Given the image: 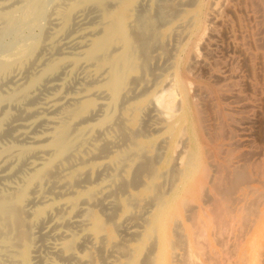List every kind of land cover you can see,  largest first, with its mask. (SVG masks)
Instances as JSON below:
<instances>
[{
  "label": "bare ground",
  "instance_id": "6f19581e",
  "mask_svg": "<svg viewBox=\"0 0 264 264\" xmlns=\"http://www.w3.org/2000/svg\"><path fill=\"white\" fill-rule=\"evenodd\" d=\"M209 5L212 7V2ZM209 9L207 0H0V137L11 134L16 139L28 138L24 145L0 144V179H9L24 160L29 161L27 170L16 176L17 184L5 183L0 188V264H33L37 251L30 249L32 225L40 223L47 211L43 188L52 184L51 190L59 189L55 191L59 193L62 188L69 189L70 181L62 178L74 168L75 160L84 163L86 148L97 138L92 158L113 152V159L101 167V171L110 170L109 177L97 187L92 181L85 182L79 203L55 205L58 211L65 212L66 208L78 215L74 220L54 222L78 227V238L58 248L64 252L62 261L78 259L75 246L88 240L99 246L100 259L106 264H264V190L248 188L251 179L248 182L247 173L239 168L241 163L224 174L219 161H204L211 155L193 144L188 123L189 90L181 65L187 63L190 73L199 64L195 52L206 36L208 23L215 22ZM174 36L182 40L175 39L176 44L168 51L167 40ZM62 41L64 48L74 42L76 50L54 55ZM46 50L48 56L42 55ZM157 50L173 57L171 65L166 64L173 72L168 74L164 98L163 92L157 96V89L165 84L166 76L153 73L160 65L152 67L160 56ZM165 61L161 60L163 64ZM65 64L72 66L71 71L80 65L91 68L87 88L73 97L55 94L46 107L33 104L30 99L38 85L61 72ZM68 100L74 102L70 108L65 105ZM15 107L31 120L21 118L23 121L16 124L14 119L20 115L15 116ZM41 109L57 111V115L44 117ZM148 112L154 114L149 117ZM146 113L145 121L155 116L147 128L143 127ZM83 121L87 122L85 127L77 128L76 124ZM36 122H46L48 128L41 136L28 135L26 129ZM210 137L207 135L208 140ZM220 149L217 151L224 153ZM240 187H247V191L237 194ZM37 201L44 205L31 208L30 203ZM96 202L107 212L105 221L88 207ZM209 203L215 204L211 208ZM230 205L242 213V227L240 232L239 226L235 229L236 236L224 229L228 218H233L234 207L230 209ZM223 209V214H216ZM108 227L124 232L114 251L116 243L113 245V237L106 234ZM226 237L240 239L236 251L232 249L235 254L230 251L234 255L231 258ZM90 254L76 262L97 264Z\"/></svg>",
  "mask_w": 264,
  "mask_h": 264
},
{
  "label": "rangeland",
  "instance_id": "374dc122",
  "mask_svg": "<svg viewBox=\"0 0 264 264\" xmlns=\"http://www.w3.org/2000/svg\"><path fill=\"white\" fill-rule=\"evenodd\" d=\"M207 1H208V6L210 7V9H212V10H210V9L209 10L212 13V15L214 16L215 22L212 24L208 23V29H207L206 36L200 42L201 46H198L197 50L195 52L197 57H198V61H199L198 63L199 64H196V67H192V69H191L192 73L188 72V70L190 71L191 67L188 69L189 66L187 65V63H186V65L185 64L181 65V73L183 74V76H185V77H183V79L185 80V82L188 86V90H189V97H188V102H187V107H188V112H189L188 123L190 124L189 125L190 130H192V132H193V133H191V135L193 134V141H194L193 144L196 143L199 147L202 148L203 152L208 151L207 152L208 156L211 155V156H209L211 159L209 157H208L209 159L206 158L207 157V155H206L204 161H206V162H209V161L212 162L213 161L214 162L213 159H215L217 163L219 161L223 165V166L220 165V167H222L223 170L225 169L224 174H226L227 171H229V169L230 170L235 169V167H238V165L241 163L242 165H239V168L241 166V169H243L247 173V176L249 178L248 182L251 179L250 180L251 182H249L248 188L251 189V191H254V190L256 191V189L257 190H259V189L264 190V47H263L264 46V44H263L264 43L263 42V40H264L263 39L264 38L263 37L264 36V0H222L223 3L220 0L219 1L218 0L217 1L216 0H214V1L213 0H207ZM224 1H225V3H224ZM211 2L213 4L212 7L214 8V6H215L216 8L213 9L211 7V5H209V4H211ZM220 3H222V5ZM218 9H220V10H218ZM223 30H224V33H223ZM49 32H51V31L49 30ZM217 33H218V35H217ZM211 35H213V37ZM246 36H247V38H246ZM177 38L178 37L174 36L173 38H170V40L169 39L167 40L168 51H170V49L173 47L172 45L176 44L175 41H177V40H175V39H177ZM171 39L174 42L171 41ZM180 40H182V38H178L177 42H180ZM170 42L173 44H171ZM261 42H263V43H261ZM72 44L70 43L68 47L64 48V44L62 41V45L60 44L59 45L60 47L58 46V48L53 51L54 55H56L57 52L61 53V54H58L56 56L62 55L63 52H69V53L73 52L74 50H76V48H75L76 44L74 42ZM258 44L260 47L258 46ZM170 45H171V47H170ZM254 45H255V47H254ZM203 48H205V49L203 50ZM156 52H157V54L159 53L160 56L157 57L156 61H158V62H156L154 64L155 66L152 65V67H156V64H157V66L158 65L161 66L160 63H162L165 60L169 61V62L165 61L164 64L162 63L163 67L166 66V68L165 67L161 68L162 71H160V69L158 70V68H160V66H159L158 68L157 67L154 68L155 70L153 72V73L159 72L161 75L163 74L164 78L166 76L165 84L160 86L157 89V91L159 93L163 92L162 93L163 95L161 93L159 94L156 91V93H158V95L156 94L158 97H159V95H162L161 98L162 97L164 98V96L167 94L165 92H167V89H168V80H167V78L169 79L168 74H171V72H173L171 66H170V68L168 67L169 64L171 65V61L173 60V57H172L171 53H170V55H171L170 56L168 52L165 53L164 55H163V53H160V51H158V50ZM239 53H240V55H239ZM251 53H252V55H251ZM41 54L42 55L45 54L48 56V51L47 50L43 51ZM154 54H156V53L154 52ZM165 55L168 57H166ZM161 60H162V62H161ZM166 64H168V65H166ZM71 67H72L71 65L65 64L60 69L61 72H58L59 74L57 73L52 78H50L49 79L50 81L45 80L40 85H38V87L36 88L35 92L32 95V98L33 97L34 98L30 99L31 102H32V100H34L33 104L40 106V107H46V103L49 100L53 99L55 97V94H59L62 96H67V97H73L75 95H78L82 91H84L87 88L88 83L92 80L90 77L91 68H87L84 65H80V66L76 67L73 71H71ZM193 68L195 71L193 70ZM165 69H167V70H165ZM230 73H231V75H230ZM187 74H189V75H187ZM215 76L216 77L219 76V77L216 78ZM233 76H235V77H233ZM170 77H172V75ZM223 79H224V81H223ZM214 81H216V83ZM55 83L59 84L60 86L57 87L55 85ZM230 83L233 85H231ZM47 87H48V89H45ZM43 89H45V90L43 91ZM256 89L258 91H256ZM194 90H195V92H194ZM193 92L195 93L194 95H193ZM256 93H259V94H256ZM218 97H220V98L218 99ZM212 102H214V103H212ZM73 104H74V102H72L70 100H68L65 103V105L68 107L69 106L72 107L71 105H73ZM196 108H198V110ZM227 109H229V110H227ZM232 109H233V111H232ZM12 110H13L16 117L18 115H20V117L19 116L17 117L18 118L17 120L14 119L16 124H20L23 121V119H27V117H29L25 114V112L20 107L12 108ZM19 110H21V111L19 112ZM163 110L164 109L161 108V111H163ZM41 112H43L42 114L44 117L57 115V111H53V112L50 111V113H49V111L41 109ZM148 113H149V117H151V115L154 114L152 112H148ZM226 113H227L228 117H227ZM21 118H23V119H21ZM154 118H155V116H152V118H149L148 121L147 120L145 121L144 119H148V114L146 113V115L143 118V120H144L143 123H146L145 125H148V126L143 125V127H145V128L150 127L154 122ZM212 118L215 120H212ZM229 119H231V120H229ZM27 120H31V118H28ZM151 120H153V121H151ZM216 120H218V122ZM91 121H93V120H89L88 122H91ZM212 121H214V122H212ZM233 121H235V122H233ZM86 123L87 122L83 121V122L77 123L76 126H77V128H82V127H85ZM34 124L35 125L37 124L38 126L36 125L37 127L36 126L34 127ZM210 124L212 127L215 128L214 130H218V128L220 127V129H222V131H223L225 129H223L222 127L225 126L224 128H226L225 131L227 133H225V131L222 132L220 129L218 130V132L211 130ZM214 125H216L217 128ZM32 127H33V130L31 129ZM201 127H202V129L204 127L207 128V130L210 129V131H207L205 128L202 130ZM19 128L20 127H18L17 129H19ZM47 128H48V125L46 122H39V123L36 122V123H31L30 127L28 129H26V132L28 133V135L41 136L42 133ZM20 130H23V129L21 128ZM228 131H230V132L228 133ZM210 132H211V134H210ZM219 132H220V134L218 135L217 133H219ZM229 134L232 135V138L229 137ZM207 135H208V138H209V135L211 137L213 136L212 137L213 139L210 137V140H208ZM233 135H234V137H233ZM2 136L0 137V144L1 145L10 144V143L15 144V145H22V144L24 145L28 142V138L26 136H24V138H19V139L18 138L16 139V137H13V135H11V134H8V136L4 135V138H2ZM216 136H217V138H216ZM218 136H219V138H218ZM220 136H221V139H220ZM83 138H86V136H84ZM119 138L122 139V137H120V136H119ZM219 140H220V143H219ZM231 141H234L233 145L230 144V143H233ZM235 141H237V142H235ZM227 142H228V144H227ZM239 142H242V143H239ZM91 143L92 144L88 145V147L86 148V150L84 152V159H85L84 163L80 160L79 161L75 160L74 161L75 162L74 168L69 169L66 172V174L64 175V178H62V180H69L70 181V183H71L70 185H72V186L69 187V189L66 190V189L62 188V189H60L62 192L59 193V192H55V191H58L59 189H56L53 191L51 190L50 186L52 184L50 186H45L43 188V194L46 196V200H47V204L45 203L47 206L46 207L47 211H46V214L44 215V217L40 223L36 222L32 225V239H31V243H30V249L32 251L33 250L37 251V252H35V255H37V256H36V259L33 260V264H44L45 262H48V261L49 262L51 261L55 264H72V263L73 264H80L79 262L81 260H78V259H85V258H87V256H89L90 253L92 254V256H94L96 258L97 264H106V261L105 262L103 260L101 261V259L103 257H101V255H100L101 251H100L99 246L92 243V241H88V240L85 242L81 241V242L77 243V245L75 246L74 252L76 253L75 254L76 258H78V259H74L75 260V261L73 260L74 262L70 261L71 263L68 261L66 262L64 260L62 261L61 257L63 256L62 253H64V252L63 251L61 252V250L60 249L58 250V248H60L63 244H65L71 238L72 239H75V237L78 238V236L76 234V232L78 231L77 230L78 227L72 223H70V225L69 224L68 225L67 224L58 225L57 223H54L55 221L59 222L61 219L74 220V219L78 218L77 213H75L73 211H69V210L66 211V208H65V212H64V210L58 211L56 209V206H55V205H57V203H60V204L63 203L65 205H72L73 203H79V201L82 200L81 190H82V186L85 185V182L88 183L89 181H92L90 183H93L97 187V186L102 184V181L104 179H107L109 177V171L110 170L106 169L104 171L103 170L101 171V167L104 165L103 164L104 162H106L109 159H113V152H111V154L109 152V154H106L104 158L102 157V158H95L94 159V158H92V156H93L92 149H93V146L98 143V138H97V140L91 141ZM219 144L221 145V147L219 146ZM249 145H251V147ZM230 146L235 147V149L230 147ZM179 147H180V145L177 148H179ZM210 148H212V149H210ZM219 149H220V151H224V153L221 152V154H220V152L217 151ZM227 149H228V152H229V149L230 150L232 149L231 152H229L230 154L227 152ZM249 149H250V151H249ZM210 151H211V153L209 154ZM233 152H235V153H233ZM225 153H227L228 155ZM91 154H92V156H91ZM238 154L241 156L243 155L244 157L243 156L242 157L244 159L241 156H238ZM244 154H246V156ZM107 155H109V157ZM225 155L227 156V158ZM251 155L253 157H251ZM218 156H221V158H219ZM240 157L242 158L241 160L239 159ZM245 157H247V158L250 157V158L246 159ZM233 159H235V160H233ZM236 159H237V161H236ZM247 160L248 161L250 160V161L248 162ZM244 161H246V162L244 163ZM28 162H29L28 160L27 161L24 160L20 165L21 169L19 168V171L16 172L9 179L8 178L7 179L6 178L0 179V183H1L0 188H3L5 183H10L13 185L15 183L17 184L19 180H18V177H16V176L21 175L23 172H25L27 170ZM79 162H80V164H79ZM235 162H238L237 166H236ZM234 164H235V167H234ZM243 164H244L245 168H242ZM228 165H230V166H228ZM226 169H228V170L226 171ZM225 171H226V173H225ZM86 172H87V174H85ZM0 174H2L1 170H0ZM75 175H79V177H77ZM86 175L89 177V179ZM261 175H263V176H261ZM73 177H74V179L75 178L78 179V180L77 179L74 180V182H76L77 184L76 183L74 184ZM85 177H87V178H85ZM255 179L258 181H256ZM256 186H258V187L256 188ZM262 186H263V188H262ZM251 187H253V188H251ZM237 189H238V191L235 189L237 194H241L242 192L247 191V187H240ZM247 194H248V192H247ZM248 197H249V194H248ZM70 202H71V204H70ZM214 204L211 203V205H213V206H214ZM43 205L44 204H42L39 201L30 203L31 208H35V207L43 206ZM90 205H88V207L92 210V212L94 211L93 212L94 215L100 217L104 221L108 218L107 214H105L107 212L103 209L102 204L100 205V203L96 202L95 204L91 203ZM209 205H210V203H209ZM229 207L231 209L234 206L230 205ZM229 207H227V208H229ZM235 207L232 209L234 211L233 212V218L232 217L228 218L229 221L228 220H227L228 222L226 221L227 224L224 223V229H225V231H228L227 233L230 236H232L231 235L232 233H233V235L236 236L237 232L235 234V231H237V230H235V229H239V227H240V229H239V232H240L241 227H242V225H241L242 222H240L242 215H239L242 213L240 210L236 211ZM100 208L102 211L100 210ZM211 208H212V206H211ZM221 211L220 212L216 211V214H218V215L221 213L223 214L226 210L223 209ZM239 211H240V213H239ZM236 216L237 217L239 216L240 218H236ZM263 217H264V215H263ZM26 219H30V216H28ZM234 219H235V221L237 220V222H235ZM261 221H262V219H261ZM56 224H57V227L55 226ZM54 227L56 229H54ZM213 227H214V225H213ZM215 227H216V225H215ZM231 230H233L234 232ZM253 231H254V229H253ZM229 232H232V233L230 234ZM106 234L108 235V237H113V240H114L113 245L116 243V245L113 246V251H114V248L117 246L119 239H121V237H124V232L121 230H118L117 228L113 229L112 227H108ZM39 235H40V237H39ZM125 236H126V234H125ZM236 238L237 239H235V237L234 238L228 237L226 240H224V241H226L225 247L227 248V249L226 248L225 249L229 250L228 251L229 253H230V251H232L233 254H235L234 251H236V248H238V245H239L238 242H240L239 241L240 239L238 237H236ZM41 242H43V243H41ZM93 244H94V246H93ZM235 244H237V245H235ZM232 249L233 250L235 249V250L233 251ZM88 250H90V251H88ZM226 250H224V251H226ZM232 252L230 253V255H231L230 258L234 256L232 254ZM229 253H227V254H229ZM59 257H60V259H59ZM97 257L100 261H98ZM76 260L79 262H76Z\"/></svg>",
  "mask_w": 264,
  "mask_h": 264
}]
</instances>
